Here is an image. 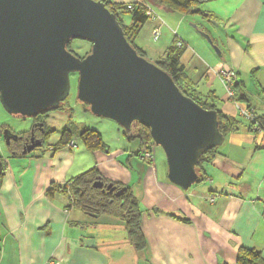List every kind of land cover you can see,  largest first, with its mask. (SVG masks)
Returning <instances> with one entry per match:
<instances>
[{"label": "crops", "instance_id": "0c3cea01", "mask_svg": "<svg viewBox=\"0 0 264 264\" xmlns=\"http://www.w3.org/2000/svg\"><path fill=\"white\" fill-rule=\"evenodd\" d=\"M198 8L202 17L225 24L226 53L214 55L208 43L169 11L164 12L173 20L171 31L162 27L152 51L157 57L166 53L177 35L186 47L181 61L199 91L240 121L204 165L202 183L187 190L173 184L158 149L151 150L150 161L135 154L140 143L104 140L107 151H90L81 137L77 145L71 135L73 147L57 146L66 124L55 144L6 164L0 185V264H48L52 259L60 264H122L116 263L119 255L132 258L133 264H237L242 248L258 251L264 264V130L256 133L241 123L237 104L218 75L222 62L231 66L238 74L235 99L264 116V0H205ZM158 25L151 23L152 29ZM94 167L137 197L147 242L143 251L131 244L120 219L70 207L71 198L61 189L48 196V189L63 187Z\"/></svg>", "mask_w": 264, "mask_h": 264}, {"label": "water", "instance_id": "95a60500", "mask_svg": "<svg viewBox=\"0 0 264 264\" xmlns=\"http://www.w3.org/2000/svg\"><path fill=\"white\" fill-rule=\"evenodd\" d=\"M202 34L220 50L212 37ZM73 39L92 48L84 57L68 47ZM71 73L79 74L78 99L93 114L115 120L126 131L148 126L163 148L168 178L183 190L200 180L201 156L221 146L216 110L185 95L173 77L140 55L126 38L117 16L100 0H0V102L11 115L35 118L61 106L71 91ZM43 123L36 122L43 129ZM9 145L19 137L3 130ZM43 144L32 135L24 155ZM4 161L0 157L1 175ZM97 188L114 191L98 180ZM125 187L117 191L121 195Z\"/></svg>", "mask_w": 264, "mask_h": 264}, {"label": "trees", "instance_id": "16d2710c", "mask_svg": "<svg viewBox=\"0 0 264 264\" xmlns=\"http://www.w3.org/2000/svg\"><path fill=\"white\" fill-rule=\"evenodd\" d=\"M100 1L104 2L106 6L116 14L128 41L133 47L136 48L140 55L146 57V52L138 45L137 38L143 26L150 18H152L151 15L148 14L149 10L152 9L154 11L152 4L159 5L163 8L166 7L170 11L178 12L181 15H189L200 13L201 10L198 7L204 0H137V2L134 3L115 2L114 0ZM129 6H132V8H129ZM123 15L130 16V25H126L124 23L123 18L121 17ZM207 16H210V14L207 13ZM160 25L161 21H159L158 26ZM156 27H154V29ZM179 40L181 41L182 39L175 37L172 44L168 47L167 52L159 56L155 63L162 69L166 70L173 77L175 83L185 95L194 99L205 109L217 111L220 121V131L225 137L228 134L237 131L240 126V121L234 117L224 114L218 108V105L214 100L209 99L208 95L205 96L199 91L196 83L187 74L185 66L181 61V56L186 47L184 43L182 46H178L177 43ZM63 109H65V107ZM70 112L71 111L69 110L68 113L70 114ZM40 115L41 114H39L37 118ZM257 119L259 126L264 130V116L257 114ZM242 120L246 122L248 129L252 131L251 124L241 117V123L243 122ZM72 125L73 123L68 124V126L65 127L63 135L57 146L65 145L70 142V136L72 135ZM29 132L30 131L20 133L19 135L21 136H19L17 140L10 142L8 148L11 157L24 156L22 153L24 148L22 145V140ZM45 133L47 138L51 134V132L46 130ZM124 135L128 140L139 141L140 146L135 154L140 155L142 158H144V154L147 151L152 153L151 150L156 145H158L152 138L150 128L138 122L133 123L130 130L124 131ZM80 137L85 147L90 151L108 150V145L104 141L102 134L93 128L84 127L80 132ZM217 153L218 147H214L207 150L201 156L199 164L197 165V170L200 174L199 182H202L205 179L206 173L204 170V165L208 162H211ZM3 174L1 175V180ZM98 180L103 181L106 185L113 183V185L116 186V189L114 191H110L105 187L97 188L94 186V183ZM123 187H125L124 192L121 195H117V191ZM58 189H61L64 193L69 195L71 198L70 207L80 209L84 213L90 215H108L123 221L127 231L128 239L134 248L138 252H141L146 248L147 242L141 226L142 211L140 209L139 201L130 187L106 180L100 170L97 167H94L80 173L63 187H54L48 189V196L53 197L55 191H58ZM237 264H262L261 255L256 250L242 248L238 255Z\"/></svg>", "mask_w": 264, "mask_h": 264}, {"label": "rangeland", "instance_id": "374dc122", "mask_svg": "<svg viewBox=\"0 0 264 264\" xmlns=\"http://www.w3.org/2000/svg\"><path fill=\"white\" fill-rule=\"evenodd\" d=\"M122 3H127V2H122ZM152 8L156 13V19L154 18L149 19L146 25L142 28V31L138 36L139 39L137 40V43L140 45V47L144 48L146 52V58L149 59L150 61L155 62L158 59L157 55L153 53L152 49L154 48L155 43H157L160 40L159 39L156 42L152 40V33H153L152 31L154 29V28L152 29L151 26L152 21H161L163 24L162 27L165 26L167 29L165 31H167L168 34L171 31V29H169L170 26L169 21H173V20L169 19V16L164 11H169L170 14L175 16L179 15L181 17L180 22L182 23L184 21V26L187 27L189 32L193 33L192 34L193 36L194 35L197 36L198 39H201L203 43L205 42L208 43L214 55H217L216 54L217 51L214 45L209 43V41L202 34V32H206L211 37L214 38L215 45L218 47L220 52L221 51L225 53L227 52V49L222 45V41L226 39V34H225L226 29L224 23L215 22L214 20H211L209 18L202 17V15L200 14H189V15H184L182 17L180 13L170 11L168 8L166 7L163 8L160 7L159 5L152 4ZM121 17L123 18V21L126 25L131 24V19L129 15H123ZM176 30H178V28H176ZM175 37H177V35ZM201 45L202 44L200 43L199 46L197 45L200 50V52L198 51L199 54L203 53V49L200 48ZM68 47L77 56L84 57L86 54H88V52H90L92 48V43L87 40L73 39L69 43ZM70 80H71V91L67 99L63 101L62 106L47 111L45 113H42L38 118L37 117L21 118L11 115L4 109V107L0 102V157L4 160L6 164L7 163L9 164L10 163L9 161L13 160V158L11 157V154L9 152V148H8L9 145L7 144L3 136V129L8 128L12 131V129L14 128L13 130H17L16 131L17 134H20L18 130H21V133H23L25 132L23 130H26V128L29 129L32 128L35 122L43 123L42 125L43 129L48 132L54 130L51 136L47 138V140L44 141V143L36 149L38 151L47 149L50 146H52V144H55V142H57L58 138L61 136L65 125L71 123H73V125L71 126L72 137L75 141L78 142L77 145L81 143L79 137H80V132L84 127L93 128L99 131L102 134L104 140H110V141L112 140L113 142H116L115 144L124 143V144H128L129 146H134V144L139 145L138 140H132V141L127 140V138L124 135V131L126 130L124 127L120 126L118 122L107 117L97 116L93 114L90 110V107L78 99L77 97L78 82H79L78 73H71ZM64 107L65 109H63ZM69 110L71 111L70 114H68ZM49 116L50 118L49 120H47ZM46 120L49 122V125L45 123ZM154 148L158 149L161 152V155L164 157L167 163L166 154L163 148L159 145H156ZM200 183L202 182H199V184ZM121 257L122 255L121 256L119 255V257H117L116 263L117 262L122 264L135 263V261L132 258L124 256L123 259ZM132 260L133 262H131Z\"/></svg>", "mask_w": 264, "mask_h": 264}, {"label": "built area", "instance_id": "2783aa9c", "mask_svg": "<svg viewBox=\"0 0 264 264\" xmlns=\"http://www.w3.org/2000/svg\"><path fill=\"white\" fill-rule=\"evenodd\" d=\"M205 1V0H204ZM129 8H132V6H129ZM148 14L151 15L152 18H156L155 12L151 9L148 11ZM161 25L153 29L152 33V40L153 41H158L161 37ZM184 42L182 40L178 41L177 45L182 46ZM219 78L227 92V95L230 97V99H233L235 103L237 104L238 110H239V115L243 119H245L248 123L251 124L252 131L256 133L262 132V128L258 124V119H257V114L253 108H250L249 106L242 105L238 100L235 99V90H236V85L238 83V74L237 72L229 66L227 63L221 64L219 71H218ZM69 146L73 147L74 142H70ZM152 158V153L147 151L144 154V159H151ZM211 200H214L213 197H211ZM48 264H60L59 260L52 259L48 262Z\"/></svg>", "mask_w": 264, "mask_h": 264}, {"label": "flooded vegetation", "instance_id": "af4514ba", "mask_svg": "<svg viewBox=\"0 0 264 264\" xmlns=\"http://www.w3.org/2000/svg\"><path fill=\"white\" fill-rule=\"evenodd\" d=\"M5 129H7V128H5ZM5 129H3V130H5ZM9 131L12 134L18 135V137L21 136V135L13 132L11 130H9ZM32 135L34 136L35 139H41L43 143H44V141H46V138H47L45 130H42L40 127H37L35 129V131H30L27 135H25V138L22 140L23 147H25L31 143ZM12 141H14V140H12Z\"/></svg>", "mask_w": 264, "mask_h": 264}, {"label": "clouds", "instance_id": "9594fccd", "mask_svg": "<svg viewBox=\"0 0 264 264\" xmlns=\"http://www.w3.org/2000/svg\"><path fill=\"white\" fill-rule=\"evenodd\" d=\"M35 123H36V122H35ZM29 131H31V129H30ZM70 142H72V141H70ZM70 142H69V143H70ZM73 142H74V141H73ZM69 143H68V144H69ZM74 145H75V144H74ZM36 149H37V148H36ZM36 149H35V150H36ZM32 152H33V151H32ZM28 154H29V153H28ZM28 154H26V155H28ZM152 156H153V154H152ZM3 161H4V160H3ZM5 164H6V163L4 162V169L6 168V165H5Z\"/></svg>", "mask_w": 264, "mask_h": 264}]
</instances>
